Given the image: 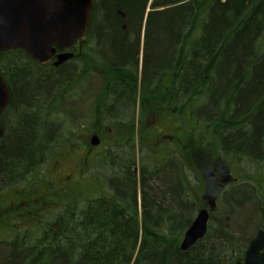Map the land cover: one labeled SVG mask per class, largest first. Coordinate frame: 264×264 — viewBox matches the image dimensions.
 Segmentation results:
<instances>
[{
    "label": "trees",
    "instance_id": "16d2710c",
    "mask_svg": "<svg viewBox=\"0 0 264 264\" xmlns=\"http://www.w3.org/2000/svg\"><path fill=\"white\" fill-rule=\"evenodd\" d=\"M81 42L56 67L0 53L10 93L0 118V264L238 258L228 252L244 250L253 217L241 228L232 217L211 221L204 238L185 251L180 243L211 154L255 164L243 170L248 183L224 185L222 206L244 190L264 218V0H93ZM74 96L85 99V122L61 118ZM87 125L96 146L79 134L76 143ZM59 150L72 158L56 182L47 171L56 159L43 166ZM4 189L21 199L3 205Z\"/></svg>",
    "mask_w": 264,
    "mask_h": 264
},
{
    "label": "water",
    "instance_id": "95a60500",
    "mask_svg": "<svg viewBox=\"0 0 264 264\" xmlns=\"http://www.w3.org/2000/svg\"><path fill=\"white\" fill-rule=\"evenodd\" d=\"M93 0H0V53L23 50L34 61L44 64L53 57L58 66L73 57L75 43L88 29ZM58 50L63 52L57 53ZM9 89L0 74V116L8 106ZM3 129L0 124V138ZM99 139L93 135L90 144ZM209 213L200 209L183 234L180 249L185 251L207 230ZM264 230H259L245 251L242 264H264ZM241 264V263H236Z\"/></svg>",
    "mask_w": 264,
    "mask_h": 264
},
{
    "label": "rangeland",
    "instance_id": "374dc122",
    "mask_svg": "<svg viewBox=\"0 0 264 264\" xmlns=\"http://www.w3.org/2000/svg\"><path fill=\"white\" fill-rule=\"evenodd\" d=\"M148 10V9H147ZM82 41V40H81ZM80 41V43H82ZM97 81V79H96ZM93 90H91V92L95 91V88H92ZM89 94H92L89 92ZM85 99H81L80 96L79 98L74 97H66L62 107H61V118H63L65 120V122L67 123H71V121H75V122H85L88 120V113L86 110L83 109L82 107V101L84 103ZM55 105V104H54ZM49 111V110H46ZM50 112V111H49ZM89 122V121H88ZM84 132L82 133H78V127L76 128V143L78 142V134L81 138H86L87 140H89L90 143V139L91 136H93L94 134L91 133V131L93 130L92 126L87 125L85 126V129H83ZM41 142H44V140H40ZM79 143V142H78ZM65 146V145H64ZM64 146H62L60 148V150H62L64 148ZM57 148V147H56ZM58 149V148H57ZM59 152L57 153L56 157L55 154L51 155L44 163L43 168L51 163L55 162L57 163L55 166L49 168L48 171V176L52 179H54L56 182L60 181V177L61 175H63V169L65 168L67 162L72 158L70 157V154L65 155V151H67V149L64 152ZM74 154V153H73ZM72 154V156H73ZM211 154V153H210ZM79 154L74 156L73 158V162L76 164L78 162L79 159ZM202 163H203V168L202 171L200 172V168H199V172L202 175L203 178H205L206 181V187H208L207 189L205 188V190L203 191V193H199V202L197 204L196 207V211L199 209H205L206 207L208 208V203H207V199L208 198H216V202H217V207H215V209L212 211L211 214V220L208 222V225L211 224V221L214 222V224H216L217 222L223 220V224L224 222L230 221L231 217H232V221L235 219V224L238 227H243L244 224L246 223L247 219L250 217H253V223L258 222V224L256 225H251V227L248 230V233L250 234L247 238V240H249L250 238H252L255 233L257 232V230H259V228L264 224V218L263 215L260 216V210L258 211L257 208H252L251 205L245 203L246 202V197L244 195V190L240 191V190H235L234 193V203L232 204H228V207H226L224 209V206H222L223 204V194H222V189L224 187L225 184H227L229 182V184H231L234 187L238 186L239 184H245L248 183L247 181H244V179H247L248 177L246 175H243L242 173L243 170H245V172H247V174L251 175L253 174V171L255 170V164H251L248 165L246 164L245 161H243V165L245 166V168L243 169L240 165H231L230 160L227 162L223 161L222 159L214 156L213 154L209 155L208 157H203L201 158ZM47 166L45 167V169L47 168ZM218 169H223L224 170V180H221L222 177H216L217 170ZM211 174H215V176L213 177ZM231 178V181L227 180L226 178ZM191 181L194 180L193 176H190ZM217 180V183H216ZM20 184H22L20 182ZM38 186V185H37ZM37 190V189H36ZM43 191V190H42ZM249 191L248 189H246L245 194L247 195ZM250 192V191H249ZM259 194H260V190H258ZM253 193V192H252ZM4 197H3V205L8 204L13 198L15 199L14 202H17V200H20L21 198L18 197H12V191L8 192L6 189L3 190ZM254 194V193H253ZM36 195L35 193L32 194V196ZM255 195V194H254ZM15 196V195H14ZM30 196V197H32ZM229 200V199H228ZM223 208V209H221ZM261 210H263V207H260ZM253 210V211H252ZM225 220V221H224ZM257 220V221H256ZM263 223V224H262ZM256 227V229L254 230V228ZM261 229V228H260ZM237 237H239L237 235ZM235 250L228 252V254H234L239 256L242 252V250H239V252H237V246H235ZM242 249V248H241ZM239 254V255H238Z\"/></svg>",
    "mask_w": 264,
    "mask_h": 264
},
{
    "label": "flooded vegetation",
    "instance_id": "af4514ba",
    "mask_svg": "<svg viewBox=\"0 0 264 264\" xmlns=\"http://www.w3.org/2000/svg\"><path fill=\"white\" fill-rule=\"evenodd\" d=\"M78 45H79V43L78 44H76L72 49H71V51L73 52V54H75V50L77 49V47H78ZM60 52H63V50H58L57 51V53H60ZM56 60V58L55 57H53L50 61H48V62H46V63H49V64H51L52 66H54L53 65V63H54V61ZM213 177L215 176V174H211ZM227 180H229V181H231V178H226ZM216 183H217V180H216ZM207 203H208V208L206 207V209L207 210H210V212H209V215H210V218H209V221L211 220V214H212V211L215 209V207H217V202H216V198L215 197H213V198H208L207 199ZM261 230H264V228H261ZM258 231V230H257ZM257 233V232H256ZM256 233H255V235L252 237V238H250L249 240H248V242H247V244H246V246H245V248H244V250H242V252L240 253V255L239 256H237L238 258H236L235 260H233V261H231L230 263H228V264H236V263H243V258H244V255H245V251H246V249L248 248V246H249V243L255 238V236H256ZM205 237V236H204ZM203 237V238H204ZM264 250H262L260 253H262Z\"/></svg>",
    "mask_w": 264,
    "mask_h": 264
}]
</instances>
